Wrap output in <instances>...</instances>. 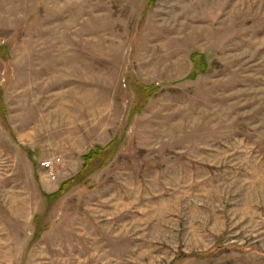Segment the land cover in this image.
Instances as JSON below:
<instances>
[{"label": "rangeland", "instance_id": "obj_1", "mask_svg": "<svg viewBox=\"0 0 264 264\" xmlns=\"http://www.w3.org/2000/svg\"><path fill=\"white\" fill-rule=\"evenodd\" d=\"M0 264H264V0H0Z\"/></svg>", "mask_w": 264, "mask_h": 264}, {"label": "trees", "instance_id": "obj_2", "mask_svg": "<svg viewBox=\"0 0 264 264\" xmlns=\"http://www.w3.org/2000/svg\"><path fill=\"white\" fill-rule=\"evenodd\" d=\"M150 2H153L154 0H149ZM195 56H197V54H192L191 57H192V63H193V66L195 67V70H200V68H203L201 67V62L200 60H197L195 58ZM201 59V58H200ZM102 150L100 148V146H97L95 148H92L89 150L88 153H85L83 156H84V162H83V169L86 170L90 165H91V162L93 161V159L95 157H102ZM79 174V173H78ZM68 180H65L63 181L59 186V188H61V190H59L60 193H62L68 186H66L65 184L67 183ZM65 185V187L63 188V186ZM58 193V194H60ZM54 193H50V194H46L47 198L51 197Z\"/></svg>", "mask_w": 264, "mask_h": 264}, {"label": "built area", "instance_id": "obj_3", "mask_svg": "<svg viewBox=\"0 0 264 264\" xmlns=\"http://www.w3.org/2000/svg\"><path fill=\"white\" fill-rule=\"evenodd\" d=\"M60 161V159H54V158H45L43 160L39 161V166L42 170L45 171L46 175L49 176L52 179L56 178L55 174V167L56 164Z\"/></svg>", "mask_w": 264, "mask_h": 264}]
</instances>
